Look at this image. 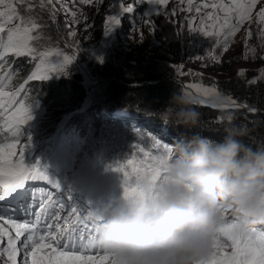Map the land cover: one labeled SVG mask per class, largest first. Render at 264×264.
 <instances>
[{"label":"trees","instance_id":"16d2710c","mask_svg":"<svg viewBox=\"0 0 264 264\" xmlns=\"http://www.w3.org/2000/svg\"><path fill=\"white\" fill-rule=\"evenodd\" d=\"M78 2L84 9L80 8L76 19L79 24L80 22H88L89 19L86 14L90 13L91 4H85L82 0H78ZM193 3L196 7H200L202 4L200 1L199 3L197 1ZM28 4L33 5L31 11L26 10ZM40 4L41 0H27L26 4L17 5L25 15L36 19L34 23H27V26L32 27L33 24L35 25V27H32L35 28V37L31 41L34 49L38 51L47 50L43 41V37L47 36L52 37L56 42L57 50H68L64 44L65 40L70 47L75 48V45L69 41V30L65 26L66 22H63L61 14L54 11L46 0H44L43 8H41ZM179 5L182 6L181 3ZM186 6L188 4H185V8ZM155 11L156 8L149 7L145 10L144 20L147 19L145 17V14H147L152 20V26L146 25L144 20L143 26L144 30L146 29V34L153 38L158 47L171 51L177 59H186L189 62L193 61V56L197 54H202L203 57H201L208 64L216 58L220 59L222 57L221 44L223 37H218L212 33L211 24L214 21H208V35L189 31V27L193 24L197 29L204 28L205 13L211 11L215 15L214 9L209 8L207 11L202 9L200 13L195 12V10L191 13L187 11L189 14L187 18L173 16L171 10L165 7L160 8L161 15H155ZM181 12L184 13L183 8H181ZM69 15L73 17L75 13L69 11ZM38 20L41 21L39 22ZM86 25L87 23H84L83 27ZM95 25L93 36L98 37L101 27L96 23ZM259 27L255 22H246L243 42L235 44L227 51L225 61H231L233 58L253 62L261 61L264 54V46H262L264 41L260 39ZM249 29H251L252 33L250 38L247 36ZM219 31L220 29H217V32ZM60 34L63 38H61ZM235 35L237 33L229 37L234 38ZM243 45L248 50L246 53H244ZM213 56L215 59H213ZM80 62L88 69L90 76L93 77L94 80H91V84L103 91L104 99L102 100H106L105 103L108 102L107 104L114 108L116 107L113 104L120 102L135 104L142 109H153L154 111L161 109L174 91H183L187 94L183 84H188L192 81L188 76L178 75L174 71L161 73L154 61L145 59L133 62L119 59L102 66L96 72L97 75L85 58L80 57ZM29 64L25 56L6 59L0 65V69H2L0 70V88H10L13 84H16L20 80L22 73L28 70ZM83 77L84 75L80 79ZM192 82H198L210 87L220 97H227V100L232 103L243 105V107L239 108L215 107L207 103H201L198 98L191 97L194 101L193 107L201 114L199 122L201 127L205 128L204 125L220 119L224 122L231 120L246 131V143L264 141V80L257 74L256 70L248 69L242 75L233 74L223 79L205 76L202 81L199 78H195ZM75 89L78 90L79 88L76 87ZM17 100H21L26 106H30L32 119L25 124V128H31L30 130L40 133L43 139L53 137L54 143L55 140H62L68 150V153L65 154L70 158L72 165L74 164V158H84L85 155H88L94 167L106 166L107 169L103 173L109 174L112 172V169L108 166L114 168L123 167L122 181L124 186L136 187L135 176L129 169V161L137 159L139 162L150 163L153 157L162 155L161 151L156 153L155 145L159 140L153 134L148 131H144L140 135L134 134L130 127L123 126L120 122L103 118L102 115L94 112L93 108L99 103L98 101L92 103L93 106L90 107L84 96L79 97L73 106L66 108L79 110V112H74L73 110L72 114L67 117V123L70 125L65 128V131L64 129L58 131L57 124L61 120L58 113L61 106L59 103L60 96L56 90L40 82L36 84L33 82L25 85L23 95L18 96ZM128 115L133 123H147L151 127H156L157 132L161 135L167 132L169 136L162 135L167 138H172V135L179 136L181 133L178 128L183 130L184 134L188 136L195 133L200 134L199 130L182 127H175L176 131L172 132L170 130L171 126H161L156 122L159 121L157 119H155L156 121L147 117L133 119L129 112ZM229 116H231V119H228ZM74 131L77 133V140L72 134ZM209 136L213 140H218L217 137L211 136L210 133ZM125 172L128 173L127 176H125ZM119 187L121 188V186ZM123 190L121 188L119 192Z\"/></svg>","mask_w":264,"mask_h":264},{"label":"clouds","instance_id":"9594fccd","mask_svg":"<svg viewBox=\"0 0 264 264\" xmlns=\"http://www.w3.org/2000/svg\"><path fill=\"white\" fill-rule=\"evenodd\" d=\"M193 104L174 91L151 115L164 126L196 128L201 114ZM246 136L227 120L220 140L199 133L179 138L154 187L142 183L138 194L121 191L98 204L99 223L86 246L113 264H208L212 240L226 225L250 236L264 223V141L246 143Z\"/></svg>","mask_w":264,"mask_h":264},{"label":"rangeland","instance_id":"374dc122","mask_svg":"<svg viewBox=\"0 0 264 264\" xmlns=\"http://www.w3.org/2000/svg\"><path fill=\"white\" fill-rule=\"evenodd\" d=\"M47 1V0H46ZM186 1V0H185ZM197 0H193L195 2ZM200 2L204 3V0H199ZM7 2L11 3V0H7ZM131 0H126V3H130ZM180 0H170V3L165 7L166 9H169L172 11L173 8L176 9V16H182V18L189 17V14L187 12L188 6L185 8V4L187 2H184L182 6H180L179 3ZM209 4L211 3H217L219 0H207ZM62 4H66L67 8L74 12L75 15L71 17L69 15V11H66L64 7H62ZM53 7V10L57 13L61 14V17L63 19V22L65 23V26L69 30V41L70 43H73L75 45V48L70 47L68 42L65 40L64 44L66 45L65 49L57 50L56 49V42L53 40L52 37H43L44 46L47 47V50L45 51H38L37 53H52V55H46L44 59L47 61V64L42 65V69L44 67L54 68L56 64L63 63V57L64 56H70L74 57V60L72 63L65 65L63 68L60 69V71H53L50 73V77L47 80H39L34 79L31 81H27L25 85H29L33 82L35 84L38 82L42 83L43 85H47L53 90H56L58 95L60 96V106L59 107V117L61 118L60 121H58V131L63 130L65 131V128H67L70 124L67 123V117L72 114L74 109H66L70 106L74 105V102L77 101V99L81 96H84V99H87L86 102H88L89 106L92 107L94 102L98 101L99 103L94 106L93 108L94 112H97L98 114L102 115L103 118H106L108 120H112L114 122H120L123 124V126H128L131 128V130L134 132V134L140 135L144 133V131H148L149 133L153 134L159 142H157L156 146V153L161 151L162 154H164V148L165 146H168L171 149V152L168 154V159L171 157L172 154V148L176 141L181 137H187L188 135L184 134L183 130H180L178 127V130L180 131V135H172L171 137H165L169 136L167 132L162 133V136L160 133L157 132L156 127H151L147 123H133L130 120V116L128 115V112L130 115L134 118H151L155 120L154 116L151 115V113H146L144 109L136 106L137 108L132 110L131 108H125L124 106H119L114 108L113 106L105 103L106 100H102L103 98V91L91 84V80H94L93 77L90 76L89 71L86 67L82 65L80 62V57H83L86 59V62L89 64V66L94 69L95 73L101 69L102 66H104L107 63H113V61H118L119 59L126 60L129 62H133L139 59H145L154 61L156 66L158 67L159 71L161 73H168L174 71V73L178 75L188 76L192 81H194L195 78H199L201 81L203 80V77L208 76L210 78L214 79H223L227 78L233 74H240L242 75L246 70H256L257 74L261 76V78L264 80V54L259 62H253L248 60H241V59H235L233 58L231 61H225V57L227 55V51L233 47L237 43L243 42V34H244V24L240 25L238 30L235 32L237 35L235 37H229L227 45H223V39H222V57L220 59L216 58L209 64L202 58V54H197L196 56H193V61L186 60V59H177L176 56L169 50L160 48L156 45L153 38L146 34V29L144 30L143 26V20H144V12L145 10L149 8H156L155 5H149L147 3H140L135 6L133 11L131 13H121L120 6H119V0H103V3H99L98 0H94V3L91 4V10L89 14H86L87 18L89 19L88 22H79L76 19V16L80 12V8L83 6L80 5V2L78 0H60V2H56L54 5L50 4ZM89 8V6H87ZM181 8H183L184 13L181 12ZM259 6L254 9L255 11H258ZM0 10L7 12L8 9L6 7L0 8ZM45 10V9H43ZM17 11L26 18L28 23H34L36 22V19L32 16L25 15L24 12L17 6ZM83 11V10H82ZM207 11V9H206ZM53 14V13H50ZM108 15H116L120 19V23L118 26H113L110 30L106 31V20L108 18ZM84 16V15H82ZM39 22L41 20H38ZM87 23V26L83 27V24ZM95 23L101 27V32L99 33L98 37L93 36V30L96 28ZM71 25V27H69ZM143 26V27H142ZM30 28L28 45L29 47L34 49V45L31 42L35 37V28H32L31 26H28ZM61 35V34H60ZM61 38L62 35H61ZM58 47V46H57ZM243 48L245 49L246 46L243 45ZM248 50L245 49L246 53ZM202 56V57H201ZM21 57V56H20ZM16 57L13 54H6L3 62L6 59L10 58H20ZM28 59L29 68L27 71H24L21 75L20 80L13 84L10 88H0V91H3L5 93V100L7 98L8 93H15L16 89L25 82L27 77L31 74L32 71L35 70V64L40 63L39 60L37 61H31L30 57L25 56ZM224 59V61H223ZM2 62V63H3ZM0 63V65H2ZM84 75L82 79L80 77ZM97 75V73H96ZM190 81L188 84H183V88L187 95L190 97H195V95L192 93V91L202 97H215L212 94H205L204 89H212L210 87H206L198 82H192ZM195 86V87H190ZM78 87L79 89L76 90L75 88ZM213 90V89H212ZM82 92V93H79ZM19 96V95H18ZM18 96H14V99H17ZM199 100V99H198ZM104 101V102H103ZM200 102L203 101V103H207L210 105H214L210 103V100H199ZM226 102L231 103L229 100H224ZM85 102V103H86ZM103 102V103H102ZM101 104V105H100ZM218 107V106H215ZM223 107H228L226 105H223ZM235 105L228 107V108H234ZM240 107H243V105H240ZM75 108V107H74ZM98 108V109H97ZM237 108V107H236ZM85 109V108H80ZM89 109V108H88ZM110 111V112H109ZM74 112H79V110H74ZM10 116V114H9ZM8 117H5V119H0V145H4L10 142H13V135L14 131H8V124L6 123V120ZM158 120V119H157ZM156 121V120H155ZM159 125L162 126L160 121H156ZM224 121L222 119L204 125L205 128L201 127L199 125L196 128H193L195 130L200 131V135L209 137V133L212 136L217 137L218 140H220L223 136V125ZM215 125V126H212ZM26 125H23L21 127V134L18 137L21 142V146L24 145V152H23V162L26 167L33 166L34 162L29 161L26 164V161L30 158L37 157L36 155H40V158H44L48 153L52 152H62V153H68L67 147L62 143V140L57 141L55 140V143L53 142V137H49L47 139H43L40 136V133L36 132L35 130H30L31 128L27 129L25 128ZM164 126V125H163ZM171 126V125H169ZM163 131L162 129H160ZM170 130L172 132H175V127L171 126ZM165 131V130H164ZM58 134V133H57ZM76 139V131L72 133ZM30 137V140H29ZM140 138V136H139ZM246 139V138H245ZM15 151V148L13 149ZM70 154V153H69ZM21 159V158H18ZM132 164L129 165L130 171L133 172V167L138 166L140 162L136 160H132ZM106 166L101 167H94L93 163L89 159L88 155H85L84 158L76 159L74 158V164L71 166V168L68 170L66 174V179L64 180V183L66 185L72 184L74 187H77L80 189L88 188L90 189L96 197H100V195H103L107 193L108 197H117L120 194L116 195V189L121 186V188H125L122 181V175L123 172H115L112 171L109 174L103 173L104 170H106ZM162 175V173H161ZM136 180V179H135ZM159 182V179L156 181V183ZM137 187V185H136ZM136 187H128L130 195L135 194ZM120 188V187H119ZM120 188V189H121ZM124 191V190H123ZM254 229L257 230V234H259L260 230H264L263 224H258L254 227ZM4 244L6 246V240L4 241ZM61 251H63L61 249ZM76 255H82L85 260H88L89 257L95 264H110V261L108 259H105L103 256V253L100 254H89V255H83L75 253ZM231 254V248L226 247L221 255H229ZM41 255L50 256L51 250L50 249H42ZM220 256H217V259H219ZM4 259H7L5 256ZM79 264V262H77Z\"/></svg>","mask_w":264,"mask_h":264},{"label":"snow or ice","instance_id":"6c2138e0","mask_svg":"<svg viewBox=\"0 0 264 264\" xmlns=\"http://www.w3.org/2000/svg\"><path fill=\"white\" fill-rule=\"evenodd\" d=\"M56 2H60V0H47V3L52 5ZM82 2L92 4L93 0H82ZM98 2L102 4L103 0H98ZM184 2L185 0H180L181 5ZM186 2L189 13L193 10L200 13L202 9L209 8L215 10V15L211 11L205 13L204 28L197 29L193 24L189 27L190 32L208 35V21H214L211 24L212 33L218 37H223V45H227L229 36L234 34L240 25L245 22H255L260 26L258 29L260 39L264 41V0H219V2L211 4L205 0L200 7H196L193 0H186ZM197 2L199 3V0ZM26 3L27 0H11V3L7 0H0V8L6 7L8 9L7 12L0 10V63L3 62L6 54H13L16 57L28 56L31 61H40V63L35 64V70L16 89V92L7 94L6 100L5 93L0 91V119L8 117L6 120L7 130H15L13 142L0 145V264H77V262L79 264H95L90 257L85 260L82 255L75 254L78 245L81 251L91 249L86 246L83 230L76 225L69 224L72 217L66 218L64 215H58L55 211H48L44 201L37 205L34 193H30L25 183L27 180H46L55 189H59V184L55 180H50L39 167L36 165L26 167L23 162L24 145L21 146L18 137L21 134V127L32 119V115L30 106H26L21 100L14 99V96L23 95L27 81L47 80L51 72L60 71L61 68L74 60V57L64 56L63 63L56 64L54 68L44 67L42 69V65L47 64L44 57L52 55V53H37L35 49L29 47L30 28L27 26L28 21L17 11V5ZM140 3L155 5L154 14L161 15L160 8L166 7L170 0H131L130 3H126V0H119L121 13H131L135 6ZM40 6L41 8L44 7V0H41ZM258 6V11H255L254 14V9ZM32 7L33 5L28 4L26 10L31 11ZM62 7L66 11H70L66 4H62ZM171 14L173 16L176 14L175 8L172 9ZM145 17L147 19L144 20V23L151 27L152 20L147 14ZM119 23L118 16L108 15L105 30L108 31L113 26H118ZM32 27L35 25L33 24ZM217 29L220 31L217 32ZM251 34V29H249L248 38L251 37ZM213 59H215L214 56ZM203 91L205 94L220 97L212 89H204ZM222 99L228 98L223 97ZM213 106L223 107V104ZM228 119H231V116ZM14 148L15 151H13ZM170 152L171 149L165 146L164 154L153 157L150 163L142 161L138 166L133 167L137 185L135 194H138L139 186L142 183H146L150 188L157 184L156 181L161 178ZM132 163L129 161V164ZM108 167L118 173L123 171V167ZM127 175L128 173L125 172V176ZM124 194L126 197L132 196L127 186L124 188ZM139 194H143V192ZM47 201H54V197L48 195ZM18 211H23L25 217L33 216L34 219H25L20 222L16 216ZM72 212L75 215L76 209L73 208ZM96 213L95 216L98 219ZM42 217L44 218L42 219ZM92 234L89 233L87 239ZM226 247L231 248V254L221 255ZM211 248L212 252L208 264H264V230H260L257 234V230L252 229L250 236L241 238L233 233L232 225L228 224L213 238ZM42 249H50L51 255H41ZM97 251L99 252L98 249ZM5 256L7 259H4ZM103 256L110 261V264H113L108 254L103 252ZM217 256L220 258L217 259Z\"/></svg>","mask_w":264,"mask_h":264},{"label":"bare ground","instance_id":"6f19581e","mask_svg":"<svg viewBox=\"0 0 264 264\" xmlns=\"http://www.w3.org/2000/svg\"><path fill=\"white\" fill-rule=\"evenodd\" d=\"M115 107H119V106H124L125 108H131L132 110H134V109H136L137 107V105H135V104H128V103H115V104H113ZM224 105V104H223ZM139 107V106H138ZM144 111L146 112V113H152V112H154V110L153 109H144Z\"/></svg>","mask_w":264,"mask_h":264},{"label":"water","instance_id":"95a60500","mask_svg":"<svg viewBox=\"0 0 264 264\" xmlns=\"http://www.w3.org/2000/svg\"><path fill=\"white\" fill-rule=\"evenodd\" d=\"M192 93L195 95V97H197V98H199V99H201V100H207V101H208V100H211V98H212V97H202V96H200V95L194 93L193 91H192ZM223 104L226 105V106H229V107H231V106H233V105H235L237 108L240 107V105L237 104V103H229V102H226V101H224Z\"/></svg>","mask_w":264,"mask_h":264}]
</instances>
